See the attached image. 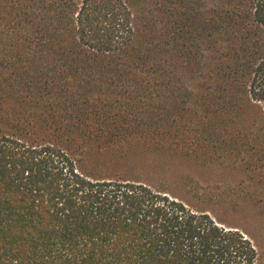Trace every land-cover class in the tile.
I'll return each instance as SVG.
<instances>
[{
    "label": "trees",
    "instance_id": "trees-1",
    "mask_svg": "<svg viewBox=\"0 0 264 264\" xmlns=\"http://www.w3.org/2000/svg\"><path fill=\"white\" fill-rule=\"evenodd\" d=\"M132 156L241 179L187 199ZM245 203L264 215V0H0V264H264L263 224L209 208Z\"/></svg>",
    "mask_w": 264,
    "mask_h": 264
},
{
    "label": "rangeland",
    "instance_id": "rangeland-1",
    "mask_svg": "<svg viewBox=\"0 0 264 264\" xmlns=\"http://www.w3.org/2000/svg\"><path fill=\"white\" fill-rule=\"evenodd\" d=\"M154 164L167 166L171 170V175L169 176L168 183L171 185L173 192L178 196L183 198L191 199L195 198L196 193L188 192L190 184H198L201 188L197 195H201L205 198L214 197L216 194H228L232 185L237 184L240 181L241 175L235 171H231L226 167L217 166H207L199 167L193 162L177 159L174 157H164V156H151V157H137L132 156L124 163L117 164L118 167L133 168L135 167L137 177L144 178L153 181H162L161 178L158 180V175H150L148 170L143 169L144 164ZM119 170V169H118ZM142 170L141 172H139ZM177 178H185L188 182L186 188L180 187L178 183H175ZM223 199L230 200L233 197H228L224 195ZM210 209L217 211L226 222L232 226H238L242 228H247L253 231V228L257 225L263 224L264 226V215L259 216V209L251 203H245L242 207H237L231 211L226 209L224 206L218 205L216 207L209 206ZM261 219H260V218ZM261 220L262 223H259Z\"/></svg>",
    "mask_w": 264,
    "mask_h": 264
}]
</instances>
